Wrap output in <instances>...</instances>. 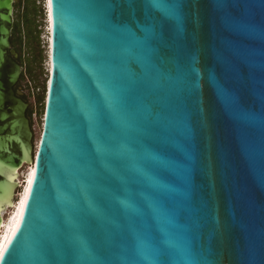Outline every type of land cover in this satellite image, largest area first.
<instances>
[{
  "label": "water",
  "instance_id": "1",
  "mask_svg": "<svg viewBox=\"0 0 264 264\" xmlns=\"http://www.w3.org/2000/svg\"><path fill=\"white\" fill-rule=\"evenodd\" d=\"M179 3L182 32L164 24L146 64L130 54L131 37L160 24L157 12L49 0L36 145L29 103L14 88L23 70L11 44L14 0H0V228L18 174L36 164L0 264H137L138 237L190 248L202 264H264V0ZM185 164L187 181L177 172Z\"/></svg>",
  "mask_w": 264,
  "mask_h": 264
},
{
  "label": "snow or ice",
  "instance_id": "2",
  "mask_svg": "<svg viewBox=\"0 0 264 264\" xmlns=\"http://www.w3.org/2000/svg\"><path fill=\"white\" fill-rule=\"evenodd\" d=\"M123 2L129 5L137 3L143 4L160 15V24L150 23L142 29V34L139 38H136L134 35L131 37L130 54H134L139 50L144 54V62L150 64L155 54L156 46L163 39L164 24L171 23L177 35L182 32L183 16L179 0H123ZM110 8L111 4L108 3L107 10H110ZM110 95L114 103V113L119 115V99L116 97L115 93H110ZM181 151L183 152L184 159L190 162L192 159L191 154L184 149H181ZM163 166L170 167L172 164L171 162H163ZM177 172L186 181L188 180L189 167L187 164L177 168ZM6 250L7 248L5 246V251ZM173 251L180 256V260L177 261L176 264H202L201 261L194 258L190 248L177 249L172 242H169L166 246L158 247L142 237H138L135 247V254L140 257L137 264H143L145 260L150 261V264H168V261L164 259V257L169 256Z\"/></svg>",
  "mask_w": 264,
  "mask_h": 264
},
{
  "label": "trees",
  "instance_id": "3",
  "mask_svg": "<svg viewBox=\"0 0 264 264\" xmlns=\"http://www.w3.org/2000/svg\"><path fill=\"white\" fill-rule=\"evenodd\" d=\"M37 1L39 0H18L14 3L16 19L11 35L12 48L18 54V58H15V60L23 68L18 85L14 88L23 91L20 97L23 101L29 103L27 118L31 126L33 125V107L29 101L30 92L27 93L25 89L30 90V87L36 89L42 86L37 74V68L42 65L43 60V52L39 49L41 33L39 27L41 22L38 19L46 16V11H44L46 8L38 4ZM41 1L45 4L44 0ZM26 79L28 84H26L25 89H21ZM42 100L43 96L39 95L38 101L42 102Z\"/></svg>",
  "mask_w": 264,
  "mask_h": 264
},
{
  "label": "rangeland",
  "instance_id": "4",
  "mask_svg": "<svg viewBox=\"0 0 264 264\" xmlns=\"http://www.w3.org/2000/svg\"><path fill=\"white\" fill-rule=\"evenodd\" d=\"M18 0H14V3ZM38 4H41L43 7H45V4L39 0L37 1ZM46 11V9L44 10ZM48 17V16H47ZM16 19V11L14 10V20ZM41 24H40V42H39V49L42 50L43 52V60H42V65L37 68V74L39 77V81L41 82L42 86L34 89L33 87H30V90L26 88V84H28V80L26 79L23 82V86H21V89H25L26 92H30V98L29 101L32 104L33 107V129L35 132V137H34V142L37 145L39 142V136L40 133L42 132L43 128V118H44V109H45V99H46V94H47V88H48V81H49V64H50V57H49V49H50V42H49V23L48 20L45 17H42L38 19ZM44 84V86H43ZM41 95L43 96L42 102L38 101V96ZM28 170V166H24L19 175V181L21 184H23L24 177L26 176V171ZM22 190V187L18 188V192ZM13 208V207H12ZM9 208L4 212V218L7 217L11 209Z\"/></svg>",
  "mask_w": 264,
  "mask_h": 264
},
{
  "label": "bare ground",
  "instance_id": "5",
  "mask_svg": "<svg viewBox=\"0 0 264 264\" xmlns=\"http://www.w3.org/2000/svg\"><path fill=\"white\" fill-rule=\"evenodd\" d=\"M47 7H48V19H49V24L51 22L50 20V4H49V0H47L46 3ZM51 64V61H50ZM40 142V139H39ZM39 142L37 143V145L39 144ZM36 172V164H32L31 166H28V170L26 171V176L24 177V181L22 184V190L19 193V197L17 198V200L15 201V203H11V205L13 206V208L11 209L10 214L4 218V211H6L7 206H5L2 209V216H3V221H2V227L0 228V258L5 250V246H7L13 230L15 228V225L17 223L18 217L20 215L21 209L23 207L24 201L26 199L27 193L29 191L30 185L32 183L33 177L35 175ZM20 175V173L18 174V176ZM17 176V177H18Z\"/></svg>",
  "mask_w": 264,
  "mask_h": 264
},
{
  "label": "flooded vegetation",
  "instance_id": "6",
  "mask_svg": "<svg viewBox=\"0 0 264 264\" xmlns=\"http://www.w3.org/2000/svg\"><path fill=\"white\" fill-rule=\"evenodd\" d=\"M17 85H18V84H17ZM29 107H30V106H28V108H27V111H26V116H27V112H28V110H29ZM32 126H33V125H32ZM34 134H35V132H34Z\"/></svg>",
  "mask_w": 264,
  "mask_h": 264
}]
</instances>
